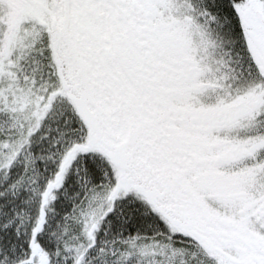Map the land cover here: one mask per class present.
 <instances>
[{
    "label": "snow or ice",
    "instance_id": "obj_1",
    "mask_svg": "<svg viewBox=\"0 0 264 264\" xmlns=\"http://www.w3.org/2000/svg\"><path fill=\"white\" fill-rule=\"evenodd\" d=\"M0 264H264V0H0Z\"/></svg>",
    "mask_w": 264,
    "mask_h": 264
}]
</instances>
